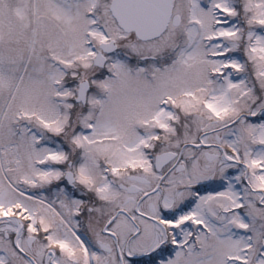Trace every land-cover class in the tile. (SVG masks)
<instances>
[{"label":"snow or ice","instance_id":"obj_1","mask_svg":"<svg viewBox=\"0 0 264 264\" xmlns=\"http://www.w3.org/2000/svg\"><path fill=\"white\" fill-rule=\"evenodd\" d=\"M0 264H264V0H0Z\"/></svg>","mask_w":264,"mask_h":264}]
</instances>
